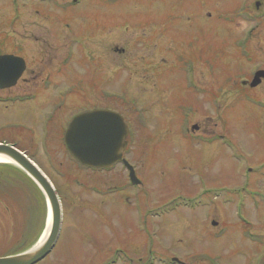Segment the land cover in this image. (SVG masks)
<instances>
[{"label":"rangeland","instance_id":"obj_1","mask_svg":"<svg viewBox=\"0 0 264 264\" xmlns=\"http://www.w3.org/2000/svg\"><path fill=\"white\" fill-rule=\"evenodd\" d=\"M40 9L64 20H40ZM6 18L27 73L0 105V143L34 161L63 210L56 244L35 264H143L151 254L153 264H242L240 234H264V81L249 87L264 70V0H0ZM69 55L56 87L24 94ZM82 107L121 112L140 187L120 165L92 172L68 156L63 133ZM2 171L0 257L28 249L48 221L46 203ZM198 195L203 204L188 202ZM162 203L179 208L143 222L139 209Z\"/></svg>","mask_w":264,"mask_h":264},{"label":"water","instance_id":"obj_2","mask_svg":"<svg viewBox=\"0 0 264 264\" xmlns=\"http://www.w3.org/2000/svg\"><path fill=\"white\" fill-rule=\"evenodd\" d=\"M10 65L9 79L0 80L2 87L15 85L24 69V63L13 57L0 59ZM264 79V72L255 73L250 87L258 86ZM193 129L196 126L192 127ZM128 129L123 118L110 110L96 109L78 115L64 132L63 145L66 152L79 165L91 169H103L122 162L129 171L132 184L138 185L133 168L122 159L127 146ZM0 157L21 170L38 187L48 207V222L40 240L30 249L19 254L0 258V264H35L45 258L53 249L61 229L62 211L59 198L46 175L24 153L15 147L0 144Z\"/></svg>","mask_w":264,"mask_h":264},{"label":"flooded vegetation","instance_id":"obj_3","mask_svg":"<svg viewBox=\"0 0 264 264\" xmlns=\"http://www.w3.org/2000/svg\"><path fill=\"white\" fill-rule=\"evenodd\" d=\"M45 1H47V0H45ZM34 13H35V16L37 18H39L40 20L41 19L43 20L44 18H48L49 20L47 22H49V23H51V22L53 23V21H52L53 18H57V21H60V19L62 18V16L54 14V10H50V12H48V11L40 9V10H35ZM22 15H24V14H22ZM3 22H2V20H0V59H2V58L5 59L6 57H13L16 59L17 63L19 61L20 62L22 61L24 63L23 72L20 75L19 79L16 81L15 85H13L11 87H2L3 85H1V83H0V105H2L5 109H7L9 107V103H10V95H9L10 91L12 89H15L16 87H18L21 81H25V77H26L25 74L27 73V64H26L27 62H26V59L23 58L22 56H20L18 53L11 52L8 30L6 29L7 27H9L10 19L6 18V20L4 19ZM67 28H68V32H69L68 36L70 38V25L67 26ZM66 45H67V47H70V39H68V41L66 42ZM113 52L123 53L124 50H118V48H115V50ZM66 56H67V54H66ZM68 57L69 58L66 59L68 62H66L65 59L63 61L60 60L59 64H61V66L59 68H56L53 72H52V68H50V70L48 72H46L45 75L42 72H40L39 74L41 76L44 75L43 76L44 78L40 80L41 83L39 84V86H37L36 88H34V86L27 87V90H26L27 93H24V94L37 96V93L38 94L39 93H47V91H49V88L51 86H52V88L56 87V86H54L53 80L57 81L59 76L65 77V73H64L65 70L70 71V55ZM52 62H53L52 59L48 60V64H50V66L52 65ZM119 70H121V69L119 68ZM10 71H11L10 65L7 66L4 63L3 67L0 68V80L6 81L7 79H9V72ZM68 75L70 76V72ZM73 77H74V75H73ZM75 82H77V84H75V85H78V87H80V91H82V96L87 95L88 94V88H85L83 85L78 84L79 83L78 80L77 81L75 80ZM68 86H70V85H68ZM31 87H32V89H31ZM67 88L70 91V88L69 87H67ZM64 94L65 93H63L62 95H64ZM72 94L73 93H70L69 96H71ZM50 107H52V106H50ZM95 109H103V108H92V107L80 108V110L76 111L71 116L70 120L66 124V127L69 125L70 121L74 117H76L77 115H80L82 113H86V112H89V111L95 110ZM104 109H108V110H111V111L116 112L118 114H121V112H119L115 109H111V108L110 109L104 108ZM122 117H123V115H122ZM49 118L52 121V115ZM213 140L214 139H210L211 142H213ZM127 144H128V142H127ZM126 148H127V146H126ZM125 153H126V149L124 150V152L122 154V158L128 162V160L125 158ZM118 165H120L124 168L126 175H127V179H128V171L126 170V168L123 166V164L121 162H119L118 164H116L112 167L101 169L98 171L97 170H91V169H88V170L92 171V172H104L106 170H111L112 168H114L115 166H118ZM131 165L134 168V171L136 173L135 167L133 166V164H131ZM128 183H129V179H128ZM134 187H140V185L134 186ZM119 191L120 190H117L118 193H119ZM204 192L206 193L207 196H208V193L211 196H213L217 192V190L211 189V190H205ZM103 196H105V195H103ZM207 196H205L207 199L206 202L208 200H210V198L208 199ZM198 197H199V195L194 197V198H190V199L191 200H197L199 202V200H201V197H199V198ZM125 198H129V196L127 197V195H126ZM213 199L214 198H211V200H213ZM203 202H204L203 200L200 201V203H202V204H203ZM169 205L170 204H168V203H162V204L156 206L155 208L148 209L147 211H145V213H143L144 210L141 209L140 206H137V207L140 208L139 214H140V218L143 220V222L147 221L148 223H146V224L151 225L152 220H155V219L157 220L160 217H165L166 215L170 214ZM239 221H240L241 225H244V227L250 225V222L247 218L241 217ZM149 228H150V226H148V230H149ZM221 230H222V236L225 235V228H222ZM239 237H240V240H243L248 245L249 248H245V249H241V250L240 249H234L235 256H237V257H233V258L234 259L235 258L236 259L241 258L242 264H264V234L247 231V232H242ZM120 256H121V258L119 260H116L115 261L116 263L118 261V263H122V264H134L133 262L136 261V260L134 261L133 259L127 258V256H125V257L122 255H120ZM153 257H154L153 254L149 255V257L145 260V262L143 264H153L152 260H151V258H153ZM219 257L216 258V260L210 261L211 262L210 264H217L216 261H218ZM252 257H255L253 261L251 260ZM139 261H141V259L137 260V262H139ZM176 264H184V263L179 261V263H176ZM226 264H229V263L226 262Z\"/></svg>","mask_w":264,"mask_h":264},{"label":"trees","instance_id":"obj_4","mask_svg":"<svg viewBox=\"0 0 264 264\" xmlns=\"http://www.w3.org/2000/svg\"><path fill=\"white\" fill-rule=\"evenodd\" d=\"M3 168L6 170V171H9L10 172V175L12 174V178L14 179L15 177L18 178V176L27 184V186L29 188L32 189V191H34V193H36V195L41 199L43 200V202H45L44 200V197L43 195L41 194V192L39 191V189L36 187V185L31 181V179L29 177H27L22 171H20L19 169L15 168V167H12L10 165H7V166H3ZM4 169H1L0 168V174L2 176H4L3 174H6L4 171ZM9 175V176H10ZM6 177V176H4ZM11 178V179H12ZM6 179V178H5ZM4 179V180H5ZM3 180V181H4ZM11 182V181H10ZM6 184V183H5ZM32 245V244H31ZM23 251V250H22ZM21 252V251H19Z\"/></svg>","mask_w":264,"mask_h":264},{"label":"bare ground","instance_id":"obj_5","mask_svg":"<svg viewBox=\"0 0 264 264\" xmlns=\"http://www.w3.org/2000/svg\"><path fill=\"white\" fill-rule=\"evenodd\" d=\"M0 163L1 164H12L10 161L5 160L4 158L0 157Z\"/></svg>","mask_w":264,"mask_h":264}]
</instances>
